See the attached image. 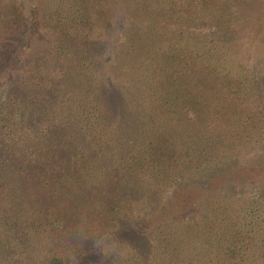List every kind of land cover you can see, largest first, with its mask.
<instances>
[{"label":"trees","instance_id":"trees-1","mask_svg":"<svg viewBox=\"0 0 264 264\" xmlns=\"http://www.w3.org/2000/svg\"><path fill=\"white\" fill-rule=\"evenodd\" d=\"M151 1L178 23L206 19L218 29L209 39L173 36L161 47L147 36L151 23L141 19L134 31L120 33L124 56L114 54L110 76L113 61H102L104 46L96 48L108 32L93 31L103 18L88 13L89 0H64L65 8L22 17L5 13L15 8L4 0L0 264H174V258H151L157 242L176 238L170 225L149 223L161 213L169 183L176 176L208 183L223 157L264 134V80L257 79L264 69L257 73L260 62L235 44L228 0ZM19 17L49 33L35 57L15 43ZM249 19L242 36L264 48V14ZM210 190L202 192L212 197L203 213L205 246L184 260L173 245L177 261L264 264V221L253 219L259 212Z\"/></svg>","mask_w":264,"mask_h":264},{"label":"rangeland","instance_id":"rangeland-1","mask_svg":"<svg viewBox=\"0 0 264 264\" xmlns=\"http://www.w3.org/2000/svg\"><path fill=\"white\" fill-rule=\"evenodd\" d=\"M63 1L11 0L15 9L4 12L15 13V15L18 13L21 17L23 13H36L39 15L40 13H51L55 9L65 8V5L63 6L62 4ZM89 2L90 9L88 13H97V20L103 18L102 22H99L101 26L97 27L98 30H96L97 28H93V31L105 29L104 32H108L107 40L105 42L103 40L96 47L99 50V48L104 46V50L101 49L99 52V55H102V61L106 56L110 58V61H113L114 54L115 58L116 56H119V58L124 56L123 53H120V51H123L124 42H120L121 38L118 42L116 41L122 31H134L137 27L136 25L140 24L141 19L145 20L143 24L151 23L155 30L152 29L151 33L147 34V36L150 37L151 41L161 47H166L170 40L173 39V36L176 38H185V36L189 37L191 34L197 33L195 39L199 40L206 34V38L209 39L208 36L215 34L216 32L213 31L218 29L215 22L212 23L206 19L199 20L196 23H189V21L184 19L178 23L159 8L152 6V4L149 5V3H152L151 0H148V5L143 8L141 5H146L145 0H89ZM3 3L4 0H0V7ZM226 5V13L230 15L231 19V29L237 27L231 33L239 37L235 44L237 47H245L246 52L250 51L248 54L252 57V63L260 62L257 66V73H259L264 69V48L259 46V42L257 43L254 40L248 41L247 36L242 35L247 33L246 29L249 30L250 28V23L247 25V21L250 20L249 18L253 17V20H255V17L262 18L264 14V0H246L245 3L240 0H228ZM4 7H9L8 3L3 6V9ZM72 10L78 13L82 12L76 7L72 8ZM101 14L104 17H101ZM21 17H19V27L16 31L18 32V36L15 43L20 48V52L22 51L21 53L26 50V52H30L31 57H35L36 55L33 53V50L36 46L49 44V33L40 34L45 29L43 26H40L39 30L36 29L33 31L30 25L31 21L28 18L22 21ZM107 20H110V23L112 22L109 28L106 27ZM235 22L236 25H234ZM254 26L251 23L253 30H255ZM25 28H30V33L19 36V32ZM262 29H264V25L259 31ZM94 35L96 34L94 33ZM105 36L106 34L104 33ZM98 59L100 60L99 56ZM113 63L114 61L111 65L107 66V72L110 76L115 73L113 68L117 63ZM260 67L262 69L259 71L258 69ZM257 79L259 82H262L264 77L257 75ZM254 139L240 148L241 150L234 156L223 157L219 164V171L211 175L212 177L208 180L209 184L200 178L189 177L185 179L182 176H176L169 183V186L166 188V194L162 197L157 208L161 213L155 214L149 219V223L151 226L161 222L165 225H170L176 234V238L166 236L161 239V242L155 244L153 248L154 253L152 252L151 256V258L154 257V263L159 262L161 258L165 257L166 259L170 258V261L171 258H174V264H180V261H177L178 258L176 257L178 256V252L174 251L173 245H176L177 250L183 251L182 255L184 256V260L191 257V252L194 253L197 249L200 250L205 246L203 236L206 218H204L203 213L210 207L208 203L212 201V197L209 198L206 194H203V189H211L210 192L215 191L214 193L216 195L222 194L220 199L230 205H237L242 209L245 208L247 211L256 209L259 213L253 219H258L260 222L264 221L262 219V217L264 218V134ZM200 203L205 208H202L203 211L198 216L197 213L199 212L198 208L200 207ZM189 207L192 208L189 209ZM172 239L176 240L173 241ZM167 240H169L168 243L166 242ZM167 244L171 253H168L165 248ZM104 245V249L109 251L108 245L106 243ZM199 245H201V248ZM114 247L120 249L122 245H114ZM161 255L164 257H161Z\"/></svg>","mask_w":264,"mask_h":264}]
</instances>
